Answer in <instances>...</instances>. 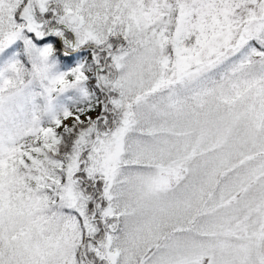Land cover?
Listing matches in <instances>:
<instances>
[{
  "label": "snow or ice",
  "instance_id": "snow-or-ice-1",
  "mask_svg": "<svg viewBox=\"0 0 264 264\" xmlns=\"http://www.w3.org/2000/svg\"><path fill=\"white\" fill-rule=\"evenodd\" d=\"M0 264H264V0H0Z\"/></svg>",
  "mask_w": 264,
  "mask_h": 264
}]
</instances>
